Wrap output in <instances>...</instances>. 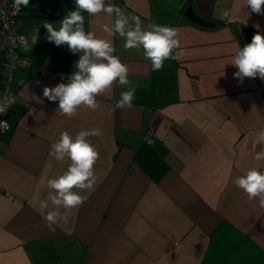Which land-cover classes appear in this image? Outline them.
<instances>
[{
	"label": "crops",
	"instance_id": "0c3cea01",
	"mask_svg": "<svg viewBox=\"0 0 264 264\" xmlns=\"http://www.w3.org/2000/svg\"><path fill=\"white\" fill-rule=\"evenodd\" d=\"M46 1L30 0L17 17L29 66L12 72L17 99L10 128L0 133V264H264V208L233 183L251 169L264 173V160L255 159L264 147L258 143L264 81L241 83L232 66L238 47L257 30L264 35V15L252 13L245 0H105L138 16L142 27L178 30L181 47L173 55H183L153 71L142 47L125 50V38L105 31L114 27L115 13L82 12L85 32L111 44L130 84L113 82L96 96L98 108L80 106L69 118L43 89L68 83L83 52L49 43L43 24L59 30L75 5ZM187 6L214 27L186 19ZM130 87L132 107L116 108ZM94 128L102 133L89 137L99 153L96 182L73 189L84 203L52 232L38 201L47 199V179L62 175L71 161H56L51 145L63 132L75 137ZM147 131L151 144L143 141Z\"/></svg>",
	"mask_w": 264,
	"mask_h": 264
},
{
	"label": "clouds",
	"instance_id": "9594fccd",
	"mask_svg": "<svg viewBox=\"0 0 264 264\" xmlns=\"http://www.w3.org/2000/svg\"><path fill=\"white\" fill-rule=\"evenodd\" d=\"M29 4L30 0H14L13 7L19 10L21 6L27 7ZM245 4L252 13L264 15V0H245ZM74 5L75 10H70L59 22V30L51 22L43 24L49 43L54 42L57 47L67 44L73 54L83 52L74 65L75 70L68 76V83L61 82L55 87L43 89V96L47 100L59 101L57 113L72 118L80 106L95 110L99 107L96 96L110 90L113 82L118 80L121 86L130 84L127 66L112 55L115 50L111 44L97 39L93 32H85L82 12L95 15L103 11L108 16L115 13L114 27L105 26V31L109 35L119 34L125 38V50L142 47L145 59L151 61L153 71L160 70L165 59H178L183 55L182 50L173 55V51L181 47L178 30L175 28L155 23L142 27L138 16H130L120 7L106 4L105 0H74ZM229 15V11L223 12L225 18ZM130 20L134 27L129 26ZM255 27L259 29L258 24ZM232 66L237 69L234 78L241 83L245 77L264 81V35L257 30L251 43L238 47L232 57ZM134 94L135 88L131 87L122 92L116 108H131ZM13 103L15 98L10 96L0 101V114H6ZM0 128L6 129L7 122L0 121ZM101 135L98 128L81 130L75 137L63 132L59 140L51 145L50 156L58 162H63L67 157L71 163L59 177L47 179L45 187L50 190L47 199L38 201L39 211L50 231L54 232L53 225L60 221L67 223L71 210L84 203V197L73 189L89 190L95 184L93 165L99 159V153L89 142V137ZM258 143L264 145V130L258 133ZM255 159L264 160V147L256 153ZM233 183L243 190L249 200H258L259 206L264 208V173L251 169L245 175L235 178ZM49 202L53 206L51 209ZM61 208L64 209L63 214L59 211Z\"/></svg>",
	"mask_w": 264,
	"mask_h": 264
},
{
	"label": "built area",
	"instance_id": "2783aa9c",
	"mask_svg": "<svg viewBox=\"0 0 264 264\" xmlns=\"http://www.w3.org/2000/svg\"><path fill=\"white\" fill-rule=\"evenodd\" d=\"M13 4L14 0H0V101L9 96L17 99L11 90L12 72L15 68L29 66V61L23 54L28 40L18 32L17 17L21 8L16 10ZM9 111L10 108L6 114H0V121L7 122V128H0V133L10 128ZM143 141L147 144L152 143L149 131L145 132Z\"/></svg>",
	"mask_w": 264,
	"mask_h": 264
},
{
	"label": "water",
	"instance_id": "95a60500",
	"mask_svg": "<svg viewBox=\"0 0 264 264\" xmlns=\"http://www.w3.org/2000/svg\"><path fill=\"white\" fill-rule=\"evenodd\" d=\"M183 16L189 21L201 27H214V23L208 19L200 17L190 6H187L183 12ZM252 36L251 33L246 32V37Z\"/></svg>",
	"mask_w": 264,
	"mask_h": 264
},
{
	"label": "rangeland",
	"instance_id": "374dc122",
	"mask_svg": "<svg viewBox=\"0 0 264 264\" xmlns=\"http://www.w3.org/2000/svg\"><path fill=\"white\" fill-rule=\"evenodd\" d=\"M45 1V3H47L48 1H46V0H44Z\"/></svg>",
	"mask_w": 264,
	"mask_h": 264
}]
</instances>
